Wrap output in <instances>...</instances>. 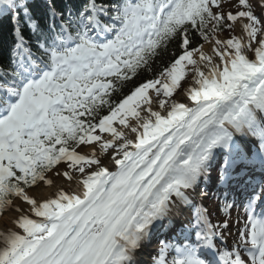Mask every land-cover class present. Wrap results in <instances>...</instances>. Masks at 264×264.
<instances>
[{
    "label": "bare ground",
    "instance_id": "1",
    "mask_svg": "<svg viewBox=\"0 0 264 264\" xmlns=\"http://www.w3.org/2000/svg\"><path fill=\"white\" fill-rule=\"evenodd\" d=\"M245 29L243 22L237 27L246 38ZM217 47L216 42L204 45L188 55L187 59L196 61L198 68L177 97L156 99L157 89L169 85V81L160 78L117 109L110 121L76 152L78 164L79 159L91 161L86 168L63 164L41 186L18 196L0 223V264H22L54 235L62 219L86 199L102 204L95 200L99 187L110 196L114 194L113 178L100 183L126 162L134 150L185 126L202 113L173 168L151 196L135 207L99 262L154 264L160 258V249L157 245L148 249V242L161 228L160 223H174L187 205L198 206L204 201L196 188L188 191L184 184L186 174L202 183V174L215 164L211 158L217 153V146L234 143L248 152L255 142L263 141L264 104L259 85L264 75V41L242 56L222 57ZM235 58L241 63L233 67ZM248 62L254 65L248 67ZM182 64L174 65L172 74ZM234 126L242 129L244 135H236ZM223 134H227L226 140H221Z\"/></svg>",
    "mask_w": 264,
    "mask_h": 264
},
{
    "label": "trees",
    "instance_id": "2",
    "mask_svg": "<svg viewBox=\"0 0 264 264\" xmlns=\"http://www.w3.org/2000/svg\"><path fill=\"white\" fill-rule=\"evenodd\" d=\"M120 0H96L101 5H116ZM89 0H15L12 14L4 10L0 4V71L10 70L9 53L15 41L14 16L22 31L26 43L37 50L38 40L45 39L50 34V24L60 20L66 21V14L76 13L87 7ZM207 0H198L191 9L188 20L186 17L169 23L163 39L152 50L135 55L133 67L123 70L121 75L111 80L112 88L96 103L84 107L81 112L80 126L75 135H59L55 141L60 152L69 155L89 136L99 124L124 101L130 98L141 86L149 84L162 76H168L174 64L192 51L211 43L218 35H224L229 27L222 17L214 18L208 9ZM199 4V5H198ZM244 8L249 9L246 2ZM188 10V9H187ZM35 25L34 34L28 26ZM236 48L242 49V44L236 38ZM184 75V74H183ZM181 80H177L171 94H176ZM55 166L41 164L38 172L16 173L15 179L6 182L12 191L0 192V208L14 200V193L38 186L44 176ZM1 216V214H0Z\"/></svg>",
    "mask_w": 264,
    "mask_h": 264
},
{
    "label": "rangeland",
    "instance_id": "3",
    "mask_svg": "<svg viewBox=\"0 0 264 264\" xmlns=\"http://www.w3.org/2000/svg\"><path fill=\"white\" fill-rule=\"evenodd\" d=\"M210 1H212V3L215 4V6L212 7V11L214 13V16L215 17L223 16L227 20V25L229 26V30L226 34L218 35L211 43H209V44H214L215 42L217 43V46H218L217 51L220 54V56L223 57L224 54H227L228 56L233 57L234 54H237L236 51L233 50L234 46L237 45L236 44V38H238L244 46L243 50L239 53V55H241V56L244 55L248 51V49H250L252 51L253 49L256 50L260 46V44L264 41V4H263L264 0H251L250 7L253 10V14L251 15V18L249 17V19L247 16H241V14H242V7L241 6H242V2L244 0H210ZM241 22L246 24V29H245L246 38L242 37L237 30V27L239 26V24ZM186 59L187 58H185L183 61H181L183 64L181 65L180 71L183 69H187L188 74L185 76V79L181 83V86H180L178 93L174 96L169 95V89L173 84L171 79L176 80L180 76V72L176 71V70H174V74H172L173 73V68H172V71H171L172 78H165L167 81H169V85H167L163 88L157 89L156 99L161 100V99L175 98L185 88V86L188 84L189 79L192 76L193 72L196 71L198 68L196 61H194L193 59H187L188 60L187 63H190V65L188 66L187 63L185 62ZM240 63H241L240 60H238L237 58H235L232 62L233 67L236 64H240ZM246 64L248 67H251L254 65V62H248ZM259 86L264 89V75L261 78ZM110 118L108 120H106L104 122V124H107L108 121H110ZM76 152L73 155H71L70 157L65 158L64 162L61 165L69 163V164L75 166L76 168L84 169L88 165L91 164V161H89L88 159H83V160L79 159L80 163L78 164ZM103 155L106 156V153H104ZM103 155H102V157L104 158ZM48 176L43 180L41 185L46 181ZM38 187H36V188H38ZM36 188H34V189H36ZM31 190H33V189H31ZM25 192L26 191L19 193L17 195L16 199L18 198V196H20L21 194H23ZM204 196L206 197V202H208V199H207L208 194H204ZM14 202H15V200H14ZM13 203L9 204L5 208L4 215H3L2 219L8 214ZM210 205H211V202H210ZM216 208H217V202H216V204L213 203V206H212V209H214L215 211H216ZM217 218L220 219V226H221V228H224V233L226 234V236L232 238V242H230V245L234 246L235 243H240L242 241V237L240 236L241 235V229L237 228V225L238 224L242 225V220H241L242 218H239L238 215L234 216L232 214H228L227 216L221 215L220 217H217ZM2 219H1V221H2ZM1 221H0V223H1ZM239 227H240V225H239ZM162 255L169 256L170 252L166 251L164 253L162 251L161 256Z\"/></svg>",
    "mask_w": 264,
    "mask_h": 264
}]
</instances>
